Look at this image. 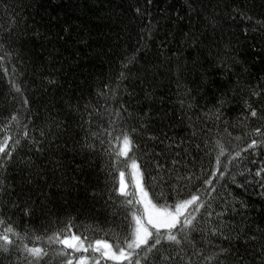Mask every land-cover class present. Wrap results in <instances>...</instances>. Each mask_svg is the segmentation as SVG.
<instances>
[{"label": "trees", "instance_id": "trees-1", "mask_svg": "<svg viewBox=\"0 0 264 264\" xmlns=\"http://www.w3.org/2000/svg\"><path fill=\"white\" fill-rule=\"evenodd\" d=\"M0 40V141H21L0 168V218L21 247H62L47 237L68 227L123 239L135 209L111 191L108 149L126 131L150 195L205 205L179 264L219 248L225 264H264V147L247 149L264 140V0H0ZM0 264L26 261L0 253Z\"/></svg>", "mask_w": 264, "mask_h": 264}, {"label": "snow or ice", "instance_id": "snow-or-ice-1", "mask_svg": "<svg viewBox=\"0 0 264 264\" xmlns=\"http://www.w3.org/2000/svg\"><path fill=\"white\" fill-rule=\"evenodd\" d=\"M151 2L152 0H148L149 4ZM136 11L140 12L139 9ZM3 49L4 45L0 40V53L3 52ZM139 51L140 48H137V52ZM5 55H0V68H3L2 62ZM4 71L7 73V69ZM120 75L123 77V72ZM11 83L15 91L19 93L20 87L14 80ZM260 94L259 91L252 92V96L258 97ZM27 103L28 101L24 100V104ZM245 105L251 117H258V111L252 107L251 103L245 101ZM260 118L264 119V117ZM17 119V116L13 115L8 124L17 121ZM7 126L0 127V132H6ZM255 133L264 136V131L260 128H256ZM23 135L28 137L27 131ZM150 138L155 139V137ZM11 139V136L5 135L0 141V168L5 167L6 161L11 159L16 146L21 143L20 139L16 138L10 147L9 140ZM116 140L118 146L115 148L110 146L108 149L110 153L114 154L113 163L117 166L116 171H118V186L113 187L111 191L119 197L125 198L123 201H117V203L132 206L135 209L132 211V222L128 226L130 230L123 235L122 240L120 235L116 234L113 243L102 239H96L93 242L87 237L82 238L80 235L72 233L71 227H68L62 232L47 237L49 246L60 245L62 247L46 249L42 246H29L26 243L21 247L17 240L22 241L23 237L11 224H6L5 220L0 218V228H2L0 230V253L22 252L26 264H43L45 257H50V253V258L54 257L59 264H104L107 261H112L114 264H148L149 260L160 261L162 264H171L175 260L179 264V261L183 260L184 255L187 254V245L194 243L192 233L198 229L196 214L200 212L202 207H205L200 194L192 193L188 198L177 197L172 203L168 202L163 192L160 193L158 199L155 198L154 193L150 195L145 181V172L142 170L141 164L138 163L134 152L136 145L131 135L123 131L116 137ZM258 147H264V140L252 139L247 144V149ZM224 154L225 149L221 146L219 155ZM235 156H240V152H236ZM219 163L218 157L217 165ZM157 167L160 166L157 165ZM262 173H264V168L258 170L256 175L259 176ZM220 175L222 176L223 172ZM180 179H184V177H180ZM113 182L117 183L115 176ZM211 183V180H205L206 185ZM160 200H164V202L161 203ZM136 205H140L143 211L136 208ZM23 211L25 215H30L27 206L23 208ZM209 231L212 235L219 233V229L215 227ZM13 237L16 239L14 240ZM35 239L39 241L42 237L36 236ZM173 245L176 247L169 252L168 248ZM227 252V249L219 248L216 253L211 256L205 255L203 259L208 264H213V262L214 264H225L224 257ZM77 253L80 255H76Z\"/></svg>", "mask_w": 264, "mask_h": 264}, {"label": "rangeland", "instance_id": "rangeland-1", "mask_svg": "<svg viewBox=\"0 0 264 264\" xmlns=\"http://www.w3.org/2000/svg\"><path fill=\"white\" fill-rule=\"evenodd\" d=\"M138 208H140V211H143L142 207L140 205H138ZM94 242V241H93ZM76 255H80L79 253H77Z\"/></svg>", "mask_w": 264, "mask_h": 264}]
</instances>
